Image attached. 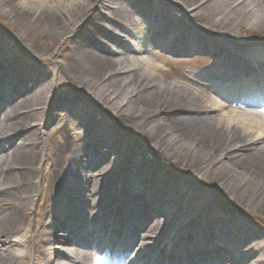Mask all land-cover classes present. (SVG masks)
<instances>
[{"label": "bare ground", "instance_id": "obj_1", "mask_svg": "<svg viewBox=\"0 0 264 264\" xmlns=\"http://www.w3.org/2000/svg\"><path fill=\"white\" fill-rule=\"evenodd\" d=\"M0 22L54 35L63 60L35 67L0 36V264H117L110 244L118 264H264L247 221L264 212V113L246 109L264 110V0H0ZM198 54L210 70H167Z\"/></svg>", "mask_w": 264, "mask_h": 264}, {"label": "rangeland", "instance_id": "obj_2", "mask_svg": "<svg viewBox=\"0 0 264 264\" xmlns=\"http://www.w3.org/2000/svg\"><path fill=\"white\" fill-rule=\"evenodd\" d=\"M0 36L5 40L7 38L13 40L15 36L18 38V41L15 38V43H13V41L10 40L11 42L10 44L13 43L14 45V47H12L13 53L18 60H21L24 62V61H29L32 56L36 57L38 59L37 62H35L34 60L32 61L30 60V62L33 63L35 67L44 68L46 71L51 65L50 63H54L57 61V63H55V65H57L63 62V60L60 58L54 59L60 45L56 37L50 33H47V32L40 33L36 31L28 32V31H24L20 26H10V25H5L2 22H0ZM34 50H37L38 52L42 54L37 53ZM38 54L41 56H39ZM207 58L208 57L204 55H197L195 57H192V59L190 58L189 60L183 62L181 65H178L175 67H167V70L170 72L172 71V73H174L175 77L177 78H182V76H184L185 74L196 75L199 72L208 71L210 70L211 67H213V64H212L213 62L205 61L207 60ZM56 70H57V73L62 77V82H63L60 92H58V96L61 97L63 95H69L74 98H79V96L83 94L84 92L82 91L81 87L77 84L76 80L72 76H70L68 73L64 71L60 72L58 69ZM196 83H198L199 85H202L201 87L203 88L206 96H212L213 90L210 88L209 83L197 82V81ZM246 109L259 110L261 111L262 114L264 113V110H262V108L256 109L253 106L248 107ZM108 119H109V113H107L105 109L100 108L97 110V115L95 116V120L97 123H99L101 126H112V123L107 121ZM53 126L54 125H51L49 129L50 135L53 133V131L55 132V128ZM70 136L73 137L72 139V142H73L75 139V136H73V133H71ZM137 139L141 141L139 136L138 137L134 136L132 139L128 140V142L131 143V147L132 146L135 147L136 145L135 143L131 142V140L133 141ZM135 148L137 149L139 157L142 160L148 161V160L154 159L156 155L154 152L147 151L143 147H139L138 145H136ZM161 163L164 165L165 168L170 169L173 172H177L180 170L179 164L169 159L163 160L161 161ZM171 179L176 180V181L180 180L179 182L181 184L184 181V179L181 178L180 176L171 177ZM212 189L214 190L213 185H212ZM215 200H214V205L219 210L224 208L223 207L224 205L221 204L220 201L224 202V204L228 205L231 209H235V205L231 203H230L231 205H229L228 203L225 202V199L222 196L221 192L218 193L217 198ZM259 211L260 212H258V209L255 210L254 208V212L253 213L251 212L250 215L249 214L247 215L249 216V218H247V221L249 222L251 226H253L255 229L259 230L260 232L264 234V228H261L255 225L251 219L253 218V219L259 220L258 222H260L261 224H264V212L261 210ZM230 212L232 213L233 211L230 210ZM165 231H167V229Z\"/></svg>", "mask_w": 264, "mask_h": 264}]
</instances>
